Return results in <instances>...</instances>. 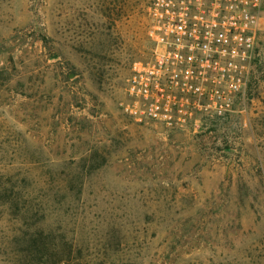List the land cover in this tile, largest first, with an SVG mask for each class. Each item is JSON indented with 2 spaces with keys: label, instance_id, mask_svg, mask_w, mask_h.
Instances as JSON below:
<instances>
[{
  "label": "rangeland",
  "instance_id": "rangeland-1",
  "mask_svg": "<svg viewBox=\"0 0 264 264\" xmlns=\"http://www.w3.org/2000/svg\"><path fill=\"white\" fill-rule=\"evenodd\" d=\"M149 2L0 0V264H264V1L247 93L182 131L122 111Z\"/></svg>",
  "mask_w": 264,
  "mask_h": 264
},
{
  "label": "built area",
  "instance_id": "built-area-1",
  "mask_svg": "<svg viewBox=\"0 0 264 264\" xmlns=\"http://www.w3.org/2000/svg\"><path fill=\"white\" fill-rule=\"evenodd\" d=\"M264 0H150V57L134 62L123 113L182 131L222 121L254 74Z\"/></svg>",
  "mask_w": 264,
  "mask_h": 264
},
{
  "label": "trees",
  "instance_id": "trees-1",
  "mask_svg": "<svg viewBox=\"0 0 264 264\" xmlns=\"http://www.w3.org/2000/svg\"><path fill=\"white\" fill-rule=\"evenodd\" d=\"M39 235H41V233H38V235H37V236H39ZM37 236H36V237H37Z\"/></svg>",
  "mask_w": 264,
  "mask_h": 264
}]
</instances>
